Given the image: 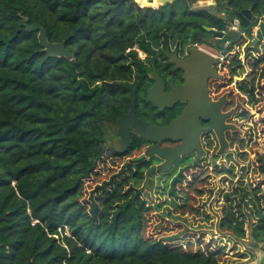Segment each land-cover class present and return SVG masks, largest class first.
Here are the masks:
<instances>
[{"label": "trees", "instance_id": "16d2710c", "mask_svg": "<svg viewBox=\"0 0 264 264\" xmlns=\"http://www.w3.org/2000/svg\"><path fill=\"white\" fill-rule=\"evenodd\" d=\"M143 1L156 7L134 0H0V264H249L264 246L260 60L250 62V85L237 86L249 106L238 124L241 139L180 186L185 199L173 204L176 215L201 223L200 231L159 215L162 225L148 232L162 205H152L143 171L124 162L131 154L106 144L129 105L123 88L136 89L138 101L148 87L149 63L138 51L201 43L208 29L224 31L243 10L264 21V0H212L198 10L192 7L201 0ZM22 19L42 27L48 42H64L72 60L48 58ZM243 41L233 62L239 76ZM133 75L135 85H126ZM249 131L255 138L245 151ZM181 235L186 245L174 240Z\"/></svg>", "mask_w": 264, "mask_h": 264}, {"label": "flooded vegetation", "instance_id": "af4514ba", "mask_svg": "<svg viewBox=\"0 0 264 264\" xmlns=\"http://www.w3.org/2000/svg\"><path fill=\"white\" fill-rule=\"evenodd\" d=\"M243 17L246 26L241 25L237 18V20L229 19L224 31H217L214 28L208 29L210 34L205 36L201 43L182 45L180 42H169L167 45L161 44V49H154V53L147 54L138 51V58L149 63L148 72L146 73L147 79L144 80L148 87L145 89L143 97L138 101H136L137 96H135L136 89L123 88L122 93L129 96L130 101L125 113L121 114L118 120L126 115L132 104H134L133 109L136 120L144 124L152 122L156 127H166L180 117L184 110L193 111L191 105L201 104V107L193 114L199 126L197 146L193 145L192 153L187 156H180L171 168L172 171L177 163L189 162V165L184 164L176 168V171H182L181 180H185L186 183L200 174L201 169L212 167L219 160L218 158L221 155L218 152L221 138L226 144L225 154L230 151L231 144L236 138L241 139V130L238 124L240 120L245 121L247 119L245 112L248 111L249 106L247 96L243 97L237 86L241 83L246 86L250 85L251 78L248 77L250 68L247 65L251 62V59H264V41L257 43L256 48L252 47L254 38L252 35L257 26L256 24L252 26L250 19L245 15ZM249 31L251 38L247 36ZM214 32H222L223 34H213ZM241 40L244 41L241 44L239 57L240 66L244 69V72L239 76L237 74L239 68L233 62L237 42ZM192 50H199L207 56L196 57L190 63ZM140 53L143 54V57H139ZM170 57H173L175 61L184 62V65L177 67L175 62H171ZM208 57L215 61L210 60ZM260 69L263 70V65ZM153 73L156 74L162 84L161 93L171 96L172 106H165L162 110H159V108L153 107L150 102H147L148 90L155 84ZM135 78V75H133L131 81L123 82L128 86H134L136 83ZM256 115L258 116V114ZM117 121L115 129L107 133L106 144L108 147L110 141L115 143L119 138ZM211 126L212 129H210ZM214 128L218 129L219 133ZM188 136L192 139V133H189ZM129 140V146L120 155L131 154V157L124 158V162H132L134 166L140 168L144 173L141 184L148 183V170L151 167H157L163 161L153 155L148 158L145 157L142 161L133 162V159L139 158L155 144L138 137L131 129ZM182 143L183 139L175 141L167 139L160 142L158 147L159 149H172ZM166 174L154 172L151 178L152 184L155 183L156 179L165 181ZM175 179L172 184L178 183L179 179Z\"/></svg>", "mask_w": 264, "mask_h": 264}, {"label": "water", "instance_id": "95a60500", "mask_svg": "<svg viewBox=\"0 0 264 264\" xmlns=\"http://www.w3.org/2000/svg\"><path fill=\"white\" fill-rule=\"evenodd\" d=\"M172 1L173 0H161L160 6H164L168 3H171ZM243 15L248 17L250 19L249 21L252 24H256L257 26V28L253 31L252 35L254 37L252 40V47L256 48L257 43H259L260 41H264V21L258 22L256 17L253 16V14L251 13V11L243 10L241 12L236 13V18L241 22V25L244 26H246V23L244 22ZM19 24L24 25L25 30L27 32H37V41L41 47V52L45 53L48 58H64L68 61L72 60L73 55L65 49L64 42H48L46 32L42 27L38 26L35 23L28 25L25 19H22ZM213 34L222 35L223 33L214 32ZM191 53L192 55L189 59L190 63L193 62L196 57L207 56L199 50H192ZM170 58L171 62L176 63L177 67L184 65V62L181 63L179 61H175L173 57ZM210 60L215 61L211 58ZM153 78L155 79V84L148 90L146 98L147 102H150L153 107H157L159 108V110H162L165 106H172L171 96L163 95L161 93L162 84L155 73H153ZM133 107L134 104H132L128 113L117 121V132L119 138L115 143L110 141L109 148H111L114 153L122 154L130 144V129L138 137L143 138L148 142L154 143L155 145L148 148L143 155H141L139 158L133 159V162H138L142 161L145 157L148 158L154 155L163 161L157 167H151L147 172V175L149 177L147 184L151 187V178L154 172H156L157 174H164L170 172L173 163L180 156H187L191 154L192 146H197L196 144L199 126L196 121V117H193V114L198 110L199 107H201V104L199 103L198 105H191L192 109H194L193 111L184 110L180 117H178L175 121L171 122L166 127H156L155 125H153L152 122H150L149 124H144L139 120H136ZM210 129H212V126L210 127ZM214 129L216 132H218V129ZM189 133H192V139H190V137L188 136ZM167 139L174 141L183 139V143L175 146L172 149H159L158 144ZM226 149V144L221 138L220 149L218 154H224L226 152ZM198 151L200 155V150L198 149ZM249 264H264V253L258 252L256 258Z\"/></svg>", "mask_w": 264, "mask_h": 264}, {"label": "rangeland", "instance_id": "374dc122", "mask_svg": "<svg viewBox=\"0 0 264 264\" xmlns=\"http://www.w3.org/2000/svg\"><path fill=\"white\" fill-rule=\"evenodd\" d=\"M135 3H137L140 7H151V8H154L156 7V5H153V4H146L148 2H145L143 0H134ZM214 4V2L212 0H209V1H204V0H201V1H198L192 8L194 10H198V9H202V8H207L209 6H212ZM213 15L216 16V17H219V16H222V14H219L218 12L214 13L213 12ZM231 28V26L229 27V29ZM140 56L139 57H143V54H139ZM264 59L260 60V64H261V67L263 65V69H264ZM251 62H253V59L251 60ZM263 62V63H262ZM250 64L249 63L247 65V67H250ZM236 156V154H235ZM189 165V162H184V163H177L175 168L168 172L165 176H166V180L165 181H162V180H159V179H156L155 183L152 184V186L150 187V190H151V196L154 197L155 201H153L152 205L153 206H158L159 204H161L162 206L160 207V209H155L156 210V216H153L152 218V225H151V228L150 229H147L148 232H154V230H158L157 226L158 225H162V224H157L158 221H157V217L159 218L160 216L159 215H162L163 217L165 218H168V220L170 219L171 221H173L174 223H182L185 227H190L192 224H194V228L199 230L202 229V226H201V223L200 224H197L198 221H195L193 217H181V216H178L176 215V213L174 212L173 210V207L174 205L173 204H180L181 202L184 201L185 199V193L180 190V186L181 187H184L186 185V181L185 180H181V175H183L182 171H176L177 167L179 166H182V165ZM163 177V176H162ZM179 179L178 180V183L176 185L175 188H173V182H174V179ZM175 179V180H176ZM171 193V196H169V194ZM173 201V202H172ZM170 215V216H169ZM206 224H209V220H206ZM162 223V222H161ZM210 227V226H209ZM205 228V229H208V231H211L210 229L212 228ZM156 230V231H157ZM207 231V232H208ZM169 237H172L173 238V235L174 234H168ZM186 235V234H185ZM185 235H181L179 237H176L174 240H178V243L179 244H182V245H186L184 244V241H181L180 238H183V236ZM192 236L193 238L196 239V235L193 234V235H190ZM172 238H169L172 239ZM201 238V237H200ZM196 243L199 242V240H194ZM196 245V244H195ZM234 245V249L236 248V245ZM192 246V244L190 245ZM193 250L194 248L191 247ZM240 254H236L234 255V257L238 258ZM238 259L236 260H228L226 261L227 264H232V263H235L237 262Z\"/></svg>", "mask_w": 264, "mask_h": 264}, {"label": "built area", "instance_id": "2783aa9c", "mask_svg": "<svg viewBox=\"0 0 264 264\" xmlns=\"http://www.w3.org/2000/svg\"><path fill=\"white\" fill-rule=\"evenodd\" d=\"M258 22H260V21H258ZM240 121H241V120H240ZM245 130L247 131L248 128H245ZM254 138H255L254 133H253L252 131H249V132H248L247 140L245 141V145H246L245 151L248 150L250 144L254 141ZM241 171H242V170H241ZM241 171L238 172V175H241V174H242Z\"/></svg>", "mask_w": 264, "mask_h": 264}, {"label": "crops", "instance_id": "0c3cea01", "mask_svg": "<svg viewBox=\"0 0 264 264\" xmlns=\"http://www.w3.org/2000/svg\"><path fill=\"white\" fill-rule=\"evenodd\" d=\"M246 242H248V239L245 240V243H246ZM262 248H264V246H263V245H260V248H259L258 250H256V251H254L255 258H256V256H257L258 252H263V253H264V251H262ZM238 250H239L240 252H243V253L247 254V256H249V253L246 252V250L244 249V246H243V245H242V246H241V245H238Z\"/></svg>", "mask_w": 264, "mask_h": 264}]
</instances>
